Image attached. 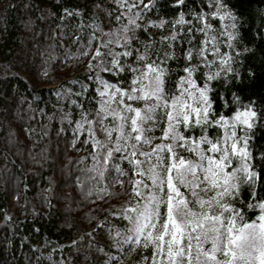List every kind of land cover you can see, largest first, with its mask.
<instances>
[{
	"label": "trees",
	"instance_id": "obj_1",
	"mask_svg": "<svg viewBox=\"0 0 264 264\" xmlns=\"http://www.w3.org/2000/svg\"><path fill=\"white\" fill-rule=\"evenodd\" d=\"M222 4L221 14L231 13L235 17L236 29L228 28L236 36L235 40H229L225 33L226 26L233 21L212 15L216 7L210 0H185V4L179 6L177 0H154L151 10L138 9L142 14L138 23L142 27L129 32L132 44L126 48L115 44L109 47L114 52L133 51L132 57H121L122 62L146 71L144 62L136 60V55L143 53L145 44H151L149 62L155 61L168 70L163 96L169 104L181 94L180 81L187 76L184 68L198 66L193 79L199 87L205 83L212 85L209 96L216 119L219 116L230 119L237 110L252 106L260 118L248 134V150L252 153L249 163L254 171L264 172V160H261L264 156V0H222ZM66 10L74 15H67ZM181 13L188 21L185 25L175 23ZM194 14L206 15L212 28L197 31L203 24L195 20ZM161 20L167 21L163 28L152 26L153 22L159 24ZM126 24L127 9L117 0H0V264H143L145 255L149 257L147 264H152L155 250L144 249L143 238L139 246L132 243L121 248L113 246V237L117 229L123 233L130 226L122 219L121 210L134 207L137 202L143 204V196L155 191L147 169L156 162L157 153L137 157L143 162L141 169L145 173L139 176L136 166L127 158L132 151L130 145L136 143L138 150L150 152L148 145L129 141L125 151L114 153L112 160L105 164L107 148L93 144L96 139L102 145L115 147L119 133L114 132L109 142L102 129L117 127L118 119L108 116L103 124L93 125L94 138L89 136L87 125L82 134H74L81 112L89 113V119L98 121L96 113L100 102L107 99L96 91L97 87L103 90L96 82L97 73L125 90L138 75L125 71L113 76L100 72L98 67L94 70L87 67L89 63L97 64L91 57L96 47L109 38L104 33H115ZM173 31L178 34L176 41L162 39ZM211 36H215V44L209 40L205 45L204 41ZM202 47L208 49L204 53L206 60L195 51L193 61L185 59L189 48ZM89 48V55L84 56L82 53ZM217 49L219 55L215 54ZM165 52H173L175 59H166ZM226 54L233 57V71L222 72L219 79L207 81L209 73L220 70V61ZM237 97L239 102H233ZM123 99L134 107L144 108L143 101ZM184 99L193 103L187 94ZM112 107L118 106L113 104ZM164 111L159 109L156 116L158 120H165L163 126L166 127ZM192 121L190 126L180 125L189 145L192 139L198 142L203 134L214 142L217 137L223 140L225 129L205 126V133L195 124V114ZM125 131H130L129 125L125 126ZM237 132L238 136H244V126H238ZM158 135L162 136L159 126L153 133H146L153 140L152 147L163 142L156 139ZM175 150L186 160L200 163L199 157L186 148ZM160 155H166L167 162L171 163L170 153ZM206 155L219 158L221 153L206 151ZM239 166V158L233 157L226 170ZM117 167L125 174L117 172ZM203 176V170L198 169V181H202ZM238 176L243 177V173ZM117 178L124 183L121 185ZM134 180L148 185L139 189L141 197H136L133 191ZM179 187L193 211H199L191 189ZM205 188L207 192L202 191ZM89 190L93 195H87ZM220 190L211 188L206 181L196 189L205 200L212 199ZM222 203H228L243 216V221L238 219V225L259 224L261 210L247 205L264 203V181L250 184L241 180L239 191L234 190L233 196L224 197ZM161 207L163 221L167 210ZM213 212L219 214L223 209L214 205ZM230 215L224 213L225 217ZM204 247L209 249L210 244ZM129 248L137 251L128 252ZM163 259L167 264L166 255ZM156 260L160 264L161 258L156 257Z\"/></svg>",
	"mask_w": 264,
	"mask_h": 264
},
{
	"label": "snow or ice",
	"instance_id": "obj_2",
	"mask_svg": "<svg viewBox=\"0 0 264 264\" xmlns=\"http://www.w3.org/2000/svg\"><path fill=\"white\" fill-rule=\"evenodd\" d=\"M117 2L122 8L127 9V24L115 33H104V36L109 38L96 47L94 55L91 57L92 60L97 61V64L89 63L87 67L90 70L98 67L100 72L111 73L113 76H119L125 71L138 73V75L134 76L131 85L125 90L116 84L109 83L97 73L96 82L102 86L103 90L97 87L96 91L101 98L107 97V99H102L100 102V109L96 113L99 118L98 121L89 119V113L81 112V119L76 123L74 134H82L85 125H87L89 136L94 138L93 125L96 123L103 124L108 116H112L118 119L120 123L115 128L102 130L106 132L109 142H111L114 132L119 133L115 147H108L107 144L102 145L101 141L93 139L94 145L107 148L103 160L105 164L112 160L114 153L125 151L129 147V141H142L143 144L151 148V151L147 152L138 150L136 143L130 145L132 151L127 158L129 163L136 166L139 176H143L145 173L141 169L143 162L137 157H151L153 153H157V155L156 162L150 164L147 169L148 179L155 191L143 196V204L137 202L136 206L121 210L122 219L126 220L130 226L123 233L119 229L116 230L113 237V246L122 248L123 245L132 243L139 246L141 238H143V248H154L155 250L152 264H157L156 257H160V264H164L163 258L165 255L167 264H264V203L247 205L249 208L259 207L261 210L260 223L245 222L242 225H238L237 221L238 219L243 221V216L228 203H222L224 197L233 196L234 190L239 191L241 180L250 184H255L257 180L264 181V172L254 171L253 165L249 163L252 159V153L248 150L250 138L248 134L260 118L258 112L249 105L245 106L243 111L237 110L230 119L225 116H219V119H216L212 113V101L209 96L212 85L205 83L203 87H199L196 79H193L198 66L184 68L187 76L180 81L181 94L172 99L171 104H169L163 96L165 91L164 77L168 70L155 61L149 62L151 44H145L143 53L136 55V60L144 62L146 71L143 68L133 67L131 63L122 62L121 57H132L134 55L133 51L114 52L109 47L115 44L121 48H126L132 44L133 37L128 35L129 32L134 33L142 27L138 23L142 19L141 11L138 9L151 10L155 6L154 0H148L147 3L145 0H131V2L130 0H117ZM210 3L216 7V12L212 15L218 16L220 20L228 18L233 21L226 26L225 33L228 35L229 40H235L236 36L228 31L229 27L236 29L235 17L231 13L221 14L222 0H210ZM184 4L185 0H177L178 6ZM66 14L69 16L74 15V13L67 10ZM194 16L196 21L203 24V27L198 28L197 31L206 32L212 28V25L207 22L206 15L194 14ZM166 23L167 21L161 20L159 24L153 22L152 26L163 28ZM175 23L179 25L188 23L185 20L184 13L180 14ZM144 31H147V28ZM177 35L173 31L170 36L162 39L176 41ZM209 40L213 44L216 42L215 36H211L204 41V44L207 45ZM89 43L91 44V41ZM189 43H192V41L189 40ZM169 47H172L171 43ZM101 49H108V51L105 53ZM207 50L206 47L189 48L185 59L193 61L195 51L196 55L206 60L204 53ZM90 51L91 48L82 54L88 56ZM137 52L139 53L138 49ZM215 54L219 55L218 49ZM164 55L166 59H175L173 52H165ZM105 57L108 59L106 60ZM232 60L233 57L226 54L225 58L220 61V70L209 73L207 81L219 79L222 72H232ZM185 84L188 87H184ZM86 91L87 87H85ZM185 94L193 103H188L184 99ZM123 97H126L127 101H143L144 108L134 107L131 103H127ZM233 102L238 103L239 98L237 97ZM73 103L76 102L73 101ZM113 104L118 107L113 108ZM193 104H199V106L194 107ZM161 108L165 109L166 127L163 126L165 120H158L156 116L157 111ZM193 114H195V124L201 127L202 132L206 133L205 126H219L225 129L223 140L221 141L217 137L216 142H214L207 134H203L198 142L192 139L191 145H189V139L180 130V125L190 126L193 122ZM65 118H67V115ZM69 122L71 123V120ZM149 122H152L151 126L145 127ZM126 125L130 126V131L127 133L125 131ZM240 125L244 126V136H238L237 127ZM157 126L160 127L162 136L158 135L156 139L163 142L156 143L155 147H152L153 140L150 136H146V133H153ZM121 140L125 143L121 144ZM72 145L73 147L76 146L75 139L72 141ZM202 145L210 147L205 149ZM177 147H184L188 152L195 153L199 157L200 163H193L191 160H186L183 156L178 155L175 150ZM206 151L221 153V155L216 158L206 155ZM162 153L171 154L170 164L167 162L169 158L166 155H160ZM233 157L239 158L240 166L228 171L226 169L230 167ZM261 160H264V156L261 157ZM204 161L207 162L206 165L203 163ZM198 169L203 170L202 181L197 179ZM92 170L94 169L89 171ZM116 171L120 172L121 175L125 174L119 167L116 168ZM238 173H243V177L238 176ZM100 174L103 176V172ZM117 179L121 185L124 183L123 180ZM204 181L213 189H221L217 191L216 196L212 199L205 200L196 191ZM132 183L135 185L133 191L136 197H141L142 193L139 189L141 187L147 188L148 185L141 180H134ZM180 185L191 189V195L196 198L194 203L199 205V211H193L190 207V201L181 191ZM165 186L167 188L166 192ZM81 188H83V185H81ZM202 191L207 192L208 189L205 188ZM87 195L91 196L93 192L89 190ZM162 205L167 210L166 219L163 221L161 220ZM214 205L223 209V212L214 214ZM225 212L231 213V215L225 217ZM100 227H103V225H100ZM185 239H187L186 244ZM208 244H210V248L206 249L204 246ZM127 251L137 250L129 248ZM217 254H220L223 258H218ZM148 259L147 255L142 257L143 264H147Z\"/></svg>",
	"mask_w": 264,
	"mask_h": 264
}]
</instances>
